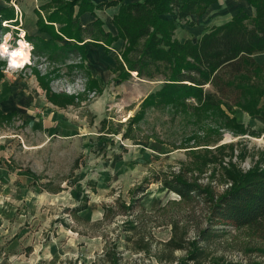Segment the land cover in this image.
Wrapping results in <instances>:
<instances>
[{"label": "rangeland", "instance_id": "obj_1", "mask_svg": "<svg viewBox=\"0 0 264 264\" xmlns=\"http://www.w3.org/2000/svg\"><path fill=\"white\" fill-rule=\"evenodd\" d=\"M53 1L0 0V44L11 34L9 51L30 46L22 67L0 58V264H264V240L249 227L212 225L208 200L233 186L224 169H264L261 134L200 127L184 109L152 106L162 83L124 77L122 37L86 45L84 59L31 41H54L43 25L61 35L49 19L63 5ZM216 5L207 21L225 20L226 0ZM120 6L84 15L117 37ZM189 20L176 39L197 36ZM211 155L219 159L206 166ZM173 177L208 197L181 198L164 186Z\"/></svg>", "mask_w": 264, "mask_h": 264}, {"label": "trees", "instance_id": "obj_2", "mask_svg": "<svg viewBox=\"0 0 264 264\" xmlns=\"http://www.w3.org/2000/svg\"><path fill=\"white\" fill-rule=\"evenodd\" d=\"M218 2L144 0L125 3L114 0L97 5L92 0H54L55 5H63V12L60 16L56 13L49 20L62 25L61 35L53 33L51 25H43L41 31L51 33L54 41L34 37L30 40L36 39L37 44L39 42L70 53L76 51L84 59L88 53L86 45L111 44L122 37L128 44L117 67L124 77H132L135 73L140 79L162 83L161 90L152 99V106L170 104L177 111L184 109L185 114L195 117L200 127L203 120L210 121L221 130L242 136L249 129L237 122L236 110L241 109L255 116L261 111L260 103L264 97V65L255 58L257 54L264 53V0H246L254 10L252 15L241 11L229 22L209 29L195 41H180L174 37L181 23L193 26L190 17L203 18L208 9ZM118 4L121 6L113 22L119 31L117 37L106 31L100 19L86 25L82 23L84 14L95 15L97 10ZM169 15L172 19L166 17ZM64 38L75 43L60 46L55 42ZM189 100L197 105H187ZM210 133L213 135L217 131ZM197 139L194 142H198ZM203 146L210 145H198ZM226 147L219 146L221 149ZM217 159L219 157L211 155L205 165H211ZM224 172L234 183L217 201L214 196L208 198L212 206V225L221 223L235 228L249 227L264 240V169L243 174L233 165ZM164 186L185 200L193 197L200 199L202 195L208 197L209 194L200 186L175 177L166 180Z\"/></svg>", "mask_w": 264, "mask_h": 264}, {"label": "crops", "instance_id": "obj_3", "mask_svg": "<svg viewBox=\"0 0 264 264\" xmlns=\"http://www.w3.org/2000/svg\"><path fill=\"white\" fill-rule=\"evenodd\" d=\"M45 1H46L45 3H47V2H49L51 0H45ZM92 1H93V3L98 5V4H101V3H106V2L114 1V0H92ZM123 1L125 3H137V2H142L144 0H123ZM219 1H221V0H219ZM226 3L228 4L226 10H222V13L219 12V13H221L220 14L221 17H225L224 18L225 20H223V21L217 20L216 18H218V16H216V18H215L216 20L215 21H212V22L211 21H207L208 17L212 16L213 10H215L218 5L211 6L208 9V11L206 12V14L203 16V18H201V17H196V18L194 17L195 19L191 18V20H193L196 23L195 28L197 30L199 29L198 30L199 32L197 33V36L193 37V39H192L193 41L197 40L201 35H203L209 29L214 28V27L217 28L218 26H221V25L229 22L230 20H232L233 17H235L238 14H240L241 11H244V12L248 13L249 15H252L253 12H254L253 8H251L249 6V4L246 2V0H226ZM39 7H40L39 5L34 6L33 10L35 11ZM23 10L26 11V8H23ZM87 17L88 16L85 17V15L82 17V23L84 25H86L88 23H91L93 21L92 18L90 19V18H87ZM204 21H207L205 23V25H208L210 23V27L209 26H203L202 23ZM200 24H201V26H200ZM105 29H106V31H109V30H107V28H105ZM31 34L33 36L39 35V37H41V38H46L47 37L45 34L37 33V30L36 31L34 30ZM185 39H184V41H186ZM88 47H89V45H88ZM90 53H91V51H90ZM258 55H261V54H257L255 56V58L259 62ZM259 63L262 64L261 62H259ZM260 110L261 111L257 115L251 116L247 112H245V111H243L241 109H237L236 113H235V118L238 120L237 122L239 124H242L247 129H249L251 131H254V132H257V133H260L261 137L263 138L262 141L264 142V97L262 98L261 103H260Z\"/></svg>", "mask_w": 264, "mask_h": 264}, {"label": "clouds", "instance_id": "obj_4", "mask_svg": "<svg viewBox=\"0 0 264 264\" xmlns=\"http://www.w3.org/2000/svg\"><path fill=\"white\" fill-rule=\"evenodd\" d=\"M11 38V34L5 36V42L0 44V58L7 57L9 62V67H22L23 63L28 61V52L25 51L29 49V45L21 40L18 41L20 45L18 48L9 51V45L7 44L8 39Z\"/></svg>", "mask_w": 264, "mask_h": 264}]
</instances>
